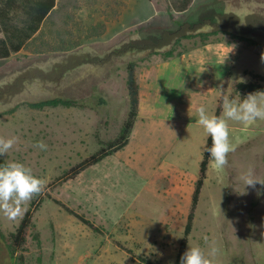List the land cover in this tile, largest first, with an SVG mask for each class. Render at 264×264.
<instances>
[{
    "label": "rangeland",
    "instance_id": "374dc122",
    "mask_svg": "<svg viewBox=\"0 0 264 264\" xmlns=\"http://www.w3.org/2000/svg\"><path fill=\"white\" fill-rule=\"evenodd\" d=\"M174 1L81 0L70 21L75 35L51 39L61 51L45 43L47 51L0 58V138L16 140L0 160L45 181L16 219L0 212V264L176 263L209 138L196 109L216 115L223 95L246 97L236 89L241 78L264 76V0H194L184 12ZM217 22L258 27V45L222 32L176 45L180 29L209 32ZM146 41L161 43L158 54L140 50ZM131 62L140 103L127 145L71 178L74 166L119 137L131 107ZM54 98L75 104L29 106ZM228 124L235 150L223 169L208 166L188 245L206 255L216 247L213 264H264V188L243 194L239 180L249 167L264 180V120ZM40 141L46 150L33 146ZM40 199L18 246L11 234Z\"/></svg>",
    "mask_w": 264,
    "mask_h": 264
},
{
    "label": "trees",
    "instance_id": "16d2710c",
    "mask_svg": "<svg viewBox=\"0 0 264 264\" xmlns=\"http://www.w3.org/2000/svg\"><path fill=\"white\" fill-rule=\"evenodd\" d=\"M194 0H175L173 3V7L176 11L184 12L187 11L190 4ZM57 0H0V58L7 59L13 53H19L26 46L28 40H30L34 34H36L42 25L44 24L47 17L51 14V12L56 7ZM225 21L230 19V15H224ZM226 23V22H225ZM215 25V30L209 32H198L195 30H199L201 27L188 28V29H180L173 35L175 38L176 45H181L182 41L185 39H191L194 37H202L204 40H208L209 37L215 36L222 33H226L233 41H246L250 42L253 45H256L257 42L254 41L253 33L259 30L258 27H252L251 31L246 32L242 28L238 27L239 23L235 22L232 25V28L229 29V26H221ZM194 29V30H193ZM232 30V31H230ZM143 45L140 47L142 51H146L151 54H158V50L162 47L161 43H155L153 41H146L142 43ZM258 45V44H257ZM164 46V44H163ZM165 56L170 58L174 56L172 51L165 53ZM127 85L130 97V112L128 119L124 123L121 133L117 139L109 142L106 147L101 148L98 152L94 153L84 161L80 162L76 166H74L70 171L69 175L71 178L77 176L87 168L94 166L101 162L106 157L110 156L114 152L119 151L123 147H125L129 141L130 134L134 128V124L136 118L139 114V86L136 79V63H129L127 67ZM255 79V82H239L236 85L237 91L243 93V95H247L249 93H253L255 91H264V76L256 75L250 73ZM75 103L68 100H63L59 98H54L51 100H46L37 103H31L29 106L36 109H44L45 107H58L65 106L71 107ZM221 106V104H220ZM219 106L216 115L218 116L221 112V107ZM207 147H211V138H208ZM209 153L204 152V158L201 164V171L198 181L196 183V187L194 190L192 205L190 214L188 216L187 224L185 227L184 238L181 243L180 250L177 255V260L175 264H180V258L183 253L187 250L189 235L193 229V220L195 217V211L199 204L200 195L205 183L206 174L209 166ZM7 162L4 160H0V165L6 164ZM41 203L40 200H35L31 203L30 208L25 213L17 231L11 234L14 242L18 246H22L26 242V233L27 230L32 225V220L35 212L37 211L39 205ZM70 211V209H66ZM72 214V211H70ZM76 215V214H75ZM82 222L94 228V225L86 220L83 216L76 215ZM149 264V263H148Z\"/></svg>",
    "mask_w": 264,
    "mask_h": 264
},
{
    "label": "clouds",
    "instance_id": "9594fccd",
    "mask_svg": "<svg viewBox=\"0 0 264 264\" xmlns=\"http://www.w3.org/2000/svg\"><path fill=\"white\" fill-rule=\"evenodd\" d=\"M234 48L235 45L231 46V51ZM260 59L264 63V53H261ZM239 82L245 81L241 78ZM193 95L204 94L193 93ZM220 107L221 112L217 116L209 115L206 107L200 105L196 109L198 116L196 123L211 138V147L206 148V152L210 154L209 164L223 169L228 165L229 153L235 150L234 145L230 142L228 121L249 125L257 120H264V91L249 93L245 98L239 100L223 95ZM15 143V138H0V156H4ZM33 146L41 150L47 149V145L42 141ZM239 180L244 185L243 194H246V188H255L257 184L264 188V180L254 174L252 167L241 173ZM44 186L45 181L34 176L31 169L22 163L8 162L0 165V212L9 220L16 219L22 211V205L39 195ZM261 228L264 229V223L261 224ZM261 236L264 237V231L261 232ZM217 252L216 247H211L206 255L199 246L188 245V249L180 258V264H213L212 257H215Z\"/></svg>",
    "mask_w": 264,
    "mask_h": 264
},
{
    "label": "crops",
    "instance_id": "0c3cea01",
    "mask_svg": "<svg viewBox=\"0 0 264 264\" xmlns=\"http://www.w3.org/2000/svg\"><path fill=\"white\" fill-rule=\"evenodd\" d=\"M81 0H57L56 7L47 17L40 30L28 40L26 46L21 51H47L42 48L46 43V47L53 50L51 39H71L75 35L70 25L73 11L78 7ZM48 38L50 40L48 41ZM38 42V43H37ZM56 51H61L60 48Z\"/></svg>",
    "mask_w": 264,
    "mask_h": 264
}]
</instances>
